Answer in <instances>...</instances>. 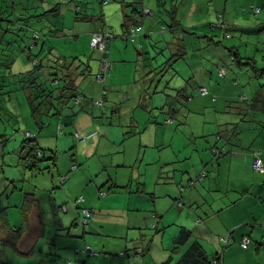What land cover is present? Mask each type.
Wrapping results in <instances>:
<instances>
[{
  "label": "rangeland",
  "instance_id": "1",
  "mask_svg": "<svg viewBox=\"0 0 264 264\" xmlns=\"http://www.w3.org/2000/svg\"><path fill=\"white\" fill-rule=\"evenodd\" d=\"M123 1L134 0H0V73L2 72L3 84H9L6 89L17 87L19 83L13 74L33 69L38 62L36 60L42 59L46 63L50 58L53 63L58 55H62L89 59L91 70L79 78V89L82 93L88 92V96L92 97L94 92L88 87L94 86L99 93L104 82L97 81L96 76L102 59L101 52L91 45V35L92 32L102 31V24L105 21L107 28L111 33L113 29L116 36L109 42V58L114 65V74L109 77L107 85L112 86L113 96L119 94L122 99L127 98L129 95L125 94V91L130 89L131 96L136 99L132 101V98H128L123 101L125 109L129 108L131 111L133 106L137 105L138 115L155 111L160 115L161 123L164 117L169 115L163 114L162 107L158 104L163 105L167 97L173 96L178 103L176 107L179 106V110L174 112V118L184 114L187 119L184 124L179 123L181 118L173 119L174 127H179L180 131L176 133L173 141L175 146L181 145L185 148L184 139L191 141L192 134L201 129V124L207 128L214 125L212 122L200 123L201 118L203 120L206 117L207 121H214L215 115L236 116L224 111L225 105L232 106L234 110L237 108L240 112L237 114V144L248 145L251 148L263 147L264 99L257 101L244 113H241L244 105L232 103L227 105L226 100L250 98L247 101L251 103L261 85L264 92V73L259 70L264 66L262 58L264 0H143L154 11V17L146 19V24L154 23L155 29L159 27L161 29L162 25L168 26L172 23L171 13H174L187 28V32H183L186 53L175 64L168 68L165 66L164 72L159 71L163 68L160 64L167 61L175 50L167 47L161 51L165 48L164 43H159V46L155 47L152 41L159 38L168 40L171 35L169 29L154 31L151 34L152 39L147 38V44L144 46L138 41V37L136 41L123 39L120 35L123 30L124 13L127 12L124 11L126 4ZM54 7L57 9L54 10ZM258 7L261 11L255 14L254 9ZM76 12L81 15L93 14L94 19L78 20ZM100 13L103 14L101 19ZM220 15H224V18H220ZM223 20L231 26L228 28L230 36H227L226 30L220 26ZM56 28L61 31L55 32ZM7 29L8 31L4 33ZM140 50L145 53H141ZM235 52L240 56L237 59L234 58ZM195 53L199 54L197 60L188 62V56ZM252 58L257 60L256 68L247 63ZM5 63H9L11 69H7ZM189 63L192 68L189 66L188 70ZM220 68L225 70L224 75L220 74ZM193 70L201 77L198 82L192 80ZM40 74L42 78L46 77L42 71ZM141 77L150 78L143 81ZM42 78L39 80L42 81ZM151 80L153 81L150 85ZM199 83L206 85L208 94H200L197 86ZM119 85L124 87H118ZM144 89L147 94H143L141 99V93L138 92H144ZM183 93L188 94L189 98L181 97ZM0 98H3L1 100L3 112L7 108L14 114L6 117L7 122L0 120V141L1 134H5L9 139L7 145L0 143V204L10 206L9 217L12 224L19 226L22 222L19 206L24 192H34L37 195L40 219L43 222L48 220L47 209L52 213L56 212L54 204L58 205L59 213H63L64 205L68 206L70 212L69 205L71 202L75 203L76 198L79 199L80 196L91 193V198L94 199L99 198L100 191L110 193L108 184L102 185L101 190L95 186L96 184L100 186L102 177H106L107 173H116L117 168L112 170L101 167L102 157L99 156L101 154L99 152L85 159V163L81 162L79 166L76 163L77 168L72 169L76 158L73 160L71 157L75 155L74 146L78 147L74 131L65 126L64 132L58 134L59 123L66 125L65 121L73 117L72 112L81 110V104L70 103L60 116H44V125L40 128L32 116L27 90L16 89L12 94ZM209 98L211 101L218 99L217 104L215 100L205 107L204 99ZM142 103L144 108L146 107L144 111L140 110ZM95 111L101 113V108L95 107ZM27 132L32 133L42 149L40 157L43 154L47 156V159L42 160L35 169L22 164L21 155L18 153ZM89 134L90 132L84 134L87 136L86 139L92 136ZM210 147L205 152L213 156ZM53 152L57 153L55 165L50 159ZM86 163L95 174L92 179H86L82 173L75 177L78 172L84 170L88 172ZM70 168L71 171L67 173ZM119 172L121 173V170ZM65 174L71 177L62 184V176ZM51 228L49 224L47 226L49 235ZM77 229L82 227L77 226ZM31 237L27 242L33 240L35 236ZM50 246L48 242L45 254L48 252L51 255L49 252H53L50 251ZM1 249H6V259L0 260V264H23L21 261H25L15 256L16 251L8 250L6 245L2 244ZM1 254L3 253L0 251V256ZM53 256L57 258L56 255ZM30 263L35 264V261L28 260V264Z\"/></svg>",
  "mask_w": 264,
  "mask_h": 264
},
{
  "label": "crops",
  "instance_id": "2",
  "mask_svg": "<svg viewBox=\"0 0 264 264\" xmlns=\"http://www.w3.org/2000/svg\"><path fill=\"white\" fill-rule=\"evenodd\" d=\"M143 25V32L149 36L163 29H155V24H146V20ZM143 36L138 35V41L144 46L147 43ZM197 56L198 53L189 55L188 62L197 60ZM189 66L192 68L189 63L188 70ZM110 71L105 83L106 88L109 87L107 94L103 92V85L100 95L97 87L89 86L93 96L83 92L81 110L73 111L63 131L58 130L61 134L64 127L69 126L74 134L90 132L91 137L77 141L78 147L74 146L75 155L71 158H76L77 168L85 159L100 152L101 167L117 168V172L107 173L100 186L95 187L101 190L102 185L108 184L110 193L99 194V198L94 199L91 193L80 196L69 205L70 212L63 204V213H59L58 205L54 204L56 212L47 209L48 220L43 222L39 199L31 192L37 201L29 214V230L18 243L23 254L16 252L15 256L25 259L21 261L23 264H28V260L35 264H197V260L210 261L216 256H220L223 264H264V146L251 148L237 144V114L240 113L237 108L225 105L224 111L235 114L233 117L215 115L214 121L201 118L200 123L214 125L207 128L201 124L191 141L184 139L185 148L175 146L173 138L180 131L173 121L177 118H181V124L187 121L184 114L174 118L179 107H176V99L167 97L163 105L158 104L162 113L169 115L161 123L155 111L138 115L137 105L130 111L123 103L128 98L136 100L130 89L125 91L129 96L124 99L119 94L111 95L112 86L107 82L114 74L113 63ZM191 76L194 82L201 79L196 70ZM149 78L141 77L143 81ZM202 85L206 87L203 83L197 85L199 92ZM261 87L251 103L247 101L250 98L226 100V103L244 105L241 113L249 111L257 101L264 99ZM146 90L138 92L141 99L147 94ZM96 100H103V105L98 106ZM204 100L205 107L215 100L216 104L218 102V99ZM95 107L101 108V113L95 111ZM144 109L142 103L140 110ZM209 146L213 156L205 152ZM256 156L263 162L261 170L253 166ZM86 167L88 172H78L75 177L82 173L86 179H92L95 174L87 163ZM70 171L71 168L67 173ZM64 176L67 177L62 179V184L71 177ZM0 207L5 205L0 204ZM7 207L9 222L15 227L9 217L10 206ZM83 208L91 209L86 227L79 222ZM49 224L52 226L50 235L47 234ZM32 235L34 239L27 242ZM224 237L229 238L227 243ZM245 237L251 239L247 248L241 244ZM48 242L53 251L49 252L51 255L45 254ZM5 250H0L1 261L6 259Z\"/></svg>",
  "mask_w": 264,
  "mask_h": 264
},
{
  "label": "trees",
  "instance_id": "3",
  "mask_svg": "<svg viewBox=\"0 0 264 264\" xmlns=\"http://www.w3.org/2000/svg\"><path fill=\"white\" fill-rule=\"evenodd\" d=\"M104 1V0H103ZM161 1V0H160ZM124 4H126V9L124 11H127L124 13V19L122 23V34L120 35L123 39L128 40L132 39L136 41V38L138 35H144L143 37L147 40V38L152 39L151 36H149L148 33H144V21L146 19H152V18H146L144 16V8L149 7L145 5L143 0H134L132 2L123 1ZM143 7V8H142ZM57 7H54V10H56ZM261 11V9H260ZM259 11V12H260ZM154 12V11H153ZM76 18L78 20H93L94 15L92 14H79V12L75 13ZM101 18H103V14H99ZM172 17V23L162 25V30L169 29L170 31V37L168 40L165 38H159L158 40L152 41V44L155 45V47H158L159 43H164L165 48H162L161 51L166 49L167 47H172L175 51L171 54V57L167 59L164 63L160 64L163 68L166 66V68L170 67L171 65L175 64V62L181 58H183L184 54L186 53V50L184 48V42H183V32H187V28L183 26L182 20L179 18H176L174 13H171ZM224 15H220V18ZM8 20V19H7ZM9 21V20H8ZM1 26V23H0ZM220 26L226 30V35L228 36L229 31L228 28L231 26L229 23H227L225 20H223L220 23ZM106 25L105 21L104 24H102V31H95V32H106L109 31V28ZM141 27V28H140ZM9 29V28H8ZM7 30H4V33ZM112 33L110 32V35L108 36L107 41V49H108V57H109V42L115 38V34L113 29ZM140 30V32L138 31ZM61 31L60 29L56 28L55 32ZM94 32V33H95ZM93 33V34H94ZM91 36V42L92 37ZM231 35V34H230ZM229 35V36H230ZM155 39V38H154ZM12 42H15L12 40ZM168 44V45H167ZM94 47V46H93ZM98 49L99 52L100 49L97 47H94ZM50 53V51H48ZM150 53V51H149ZM162 53V52H161ZM103 53L101 52V59H102ZM237 57H240L238 53H234V58L237 59ZM263 61H264V55H262ZM91 59V56H90ZM110 60V58H109ZM38 61L36 65L33 67V69L28 70L23 73L13 74V76L17 77V82L19 85L17 87H13L11 89H6L9 84H3V81L1 80V73H0V97L6 96L12 94L16 89H25L28 91V99L29 104L31 108L32 116L35 120V122L40 126V128L43 127V117L44 116H60L62 112L69 107L70 103H78L81 104L82 99L77 101L79 97H84L82 91L79 89V78L81 79L86 73H88L91 69L89 66V59L79 58L77 56H62L58 55V57L51 63V59L49 58L46 63L43 62L42 59L36 60ZM252 65H254V68H256L257 60L255 58L249 59V62ZM11 64V62H10ZM9 63H5L7 66V69H11ZM4 66V65H3ZM101 66V61H100ZM158 65V67H160ZM161 68L159 71L164 72L165 68ZM100 70V67H99ZM261 73H264V66L259 68ZM41 71L46 75V77H41ZM7 72V71H6ZM225 74V73H224ZM223 74V75H224ZM5 77V76H4ZM42 78V81L39 80ZM45 79V80H44ZM44 80V81H43ZM97 80V76H96ZM98 81V80H97ZM106 80L104 81L103 87H105V93L107 94V91H109L105 86ZM107 90V91H106ZM104 92V91H103ZM109 93V92H108ZM181 97H185L186 99L189 98L188 95L181 94ZM3 98H0V120L7 122V116H11L14 114L11 113L7 108L2 110L1 108V100ZM260 99V97H259ZM97 101V100H96ZM95 101V103H96ZM97 104V103H96ZM98 106L103 105L97 104ZM179 110V107H177ZM176 109V111H177ZM11 114V115H10ZM63 123H59L58 130L63 131ZM26 138L22 141L21 146L18 149V153L21 155L20 162L24 164L26 167H29L30 169H35L39 167V163L42 160L47 159V156L43 154L42 157H40V151L42 150L34 136H32L31 132L26 133ZM76 134L80 135L78 138ZM76 134H74L77 141H85V139H82L84 137V134H79L76 131ZM8 137H5V134H1V141L0 143L7 145L8 143ZM5 148L4 146H2ZM50 159L53 161V164H56L57 160V153L53 152L52 156H50ZM73 169V168H72ZM63 177V176H62ZM23 203L21 206V217L22 222L19 226H12L8 219L7 214V206L0 207V233H4V235L0 234V242L3 245H6L7 247L13 248L16 252H19V254H23L18 249V243L25 232L29 230V214L35 205L37 198L34 196V193L31 192H24L23 193ZM218 256L214 257L213 259L217 258ZM213 259L201 261L197 260V264H213Z\"/></svg>",
  "mask_w": 264,
  "mask_h": 264
},
{
  "label": "built area",
  "instance_id": "4",
  "mask_svg": "<svg viewBox=\"0 0 264 264\" xmlns=\"http://www.w3.org/2000/svg\"><path fill=\"white\" fill-rule=\"evenodd\" d=\"M259 11H260L259 7L254 9V13L255 14L259 13ZM153 15H154V12H153L152 9H150L149 7H145L144 8V16L146 18H152ZM109 35H110L109 31H106V32H95L93 34V37H92L91 45L94 46V47L99 48L100 51L103 53L100 70L97 73V80L99 82H104L107 79V76L109 75L110 70L112 68V62L109 60L108 49H107V41H108V36ZM229 35L230 34H228V36ZM220 73L223 75L224 74V69H220ZM199 90H200V92L202 94H207L208 93V90H207V88L204 85L200 86ZM104 93H105V91H104ZM81 99H82V97H79L77 99V101H79ZM96 103L97 104H102V100H97ZM76 136L78 138L80 137V135H78V134H76ZM86 138H87V136L86 137L84 136L82 139H86ZM253 166H254V168L256 170H261L263 168V162H262V160H261V158L259 156L255 157ZM73 168H76V166L74 165ZM66 177L67 176L63 175L62 179L65 180ZM100 194L102 196H105L106 192L105 191H100ZM90 213H91V209H89V208H83L82 209V214H81L80 219H79V222L82 224V226H84V227L87 226L88 220L90 218ZM223 240L227 243L229 241V238L228 237H224ZM250 243H251L250 237L243 238V240L241 242L242 246L245 247V248H247L250 245ZM121 254L125 255L124 252H122ZM66 264H71V262H68ZM132 264H134V263H132ZM213 264H223L222 261H221L220 256H218L217 258L213 259Z\"/></svg>",
  "mask_w": 264,
  "mask_h": 264
}]
</instances>
